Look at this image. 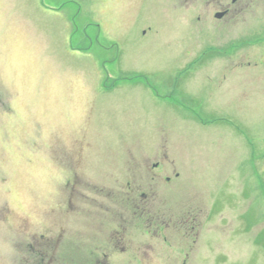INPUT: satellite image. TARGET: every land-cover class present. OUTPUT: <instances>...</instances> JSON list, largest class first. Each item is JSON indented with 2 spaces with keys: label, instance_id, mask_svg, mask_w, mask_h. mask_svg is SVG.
Segmentation results:
<instances>
[{
  "label": "rangeland",
  "instance_id": "rangeland-1",
  "mask_svg": "<svg viewBox=\"0 0 264 264\" xmlns=\"http://www.w3.org/2000/svg\"><path fill=\"white\" fill-rule=\"evenodd\" d=\"M211 1L15 0L22 22L0 37L12 264H264V0L222 21ZM73 115L71 155L25 142L33 120ZM49 167L69 178L41 233L20 177Z\"/></svg>",
  "mask_w": 264,
  "mask_h": 264
},
{
  "label": "clouds",
  "instance_id": "clouds-1",
  "mask_svg": "<svg viewBox=\"0 0 264 264\" xmlns=\"http://www.w3.org/2000/svg\"><path fill=\"white\" fill-rule=\"evenodd\" d=\"M15 0H0V37L3 36L6 25L22 22L17 18L14 10ZM34 41L39 43V36L34 37ZM5 50L0 44V66L5 63ZM71 85L69 84V87ZM10 91V90H6ZM4 95V93H0ZM11 106L13 102L5 101ZM73 123L69 124L67 119L58 118L52 120L47 126L41 119L37 118L31 122L26 143H32L34 146L45 150L48 158L52 159L51 150L53 142H58L62 151L71 155L75 134L79 131V124L75 123V116H72ZM4 129L0 127V137L4 135ZM3 165L0 164V169ZM69 178L67 169L63 167L43 168L38 172H28L20 177L27 189L26 207L29 209L25 217L31 225L38 227L40 232L45 227L51 226L49 217L54 212L60 210L59 198L62 195V189ZM12 192L10 177L6 171H0V208L11 206L9 199ZM33 207L39 209L38 212L31 211ZM15 237L12 240L0 239V264H12L14 258L19 256L15 246Z\"/></svg>",
  "mask_w": 264,
  "mask_h": 264
},
{
  "label": "flooded vegetation",
  "instance_id": "flooded-vegetation-1",
  "mask_svg": "<svg viewBox=\"0 0 264 264\" xmlns=\"http://www.w3.org/2000/svg\"><path fill=\"white\" fill-rule=\"evenodd\" d=\"M208 4H214L219 7L217 11H215V19L222 21L227 17L232 19L233 15H237L242 9H245L248 3L245 2V0H212ZM235 5H237V8L234 7ZM40 254L39 257L34 259V263L32 264H45L48 259L42 256V253ZM104 257L107 259L108 254H105ZM46 264H51V261H48Z\"/></svg>",
  "mask_w": 264,
  "mask_h": 264
}]
</instances>
